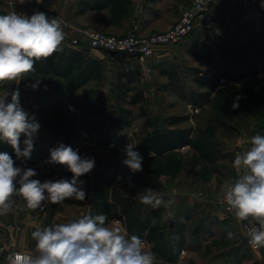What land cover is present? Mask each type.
<instances>
[{
	"label": "rangeland",
	"instance_id": "obj_1",
	"mask_svg": "<svg viewBox=\"0 0 264 264\" xmlns=\"http://www.w3.org/2000/svg\"><path fill=\"white\" fill-rule=\"evenodd\" d=\"M183 40L181 45L161 51L151 70L138 68L139 71L131 75L134 81L130 85L134 90L129 98L140 91L145 95V99L137 104H130L128 100L121 102L118 84L123 76L115 70L109 72L103 66L97 68L94 77L79 86L69 100L40 90L44 80L49 78L55 83L63 81L62 78L58 80L53 72L43 75L29 73L18 84L15 81L0 82V96L18 88L22 107L30 115H35L41 125L31 158H16L17 166L33 168L37 172L33 178L41 182L71 179L72 174L66 167L56 168L46 161H35L42 146L55 148L59 143L79 149L82 156L95 160L94 169L79 178L85 182L87 191L84 201L69 199L61 204L45 201L40 208H50L53 212L59 210L64 215H79L90 209L94 194L98 199L113 200L116 207L120 206L122 214H125L126 205L131 203L132 210L125 214L128 222L135 221L139 227L147 222L145 231L155 237V231L168 225L171 219H186L180 202L190 201L194 195L192 202L198 206L199 203L211 205L220 201L223 185L234 181L228 167L234 156L230 152L214 167L203 159L199 147L206 140H214L225 149L244 134H264V0L219 2L201 15L194 33ZM217 43L229 44L245 53L250 65L247 64L244 70L237 66L231 76L223 78L216 87L202 86L196 78L204 76L208 66L199 53L209 46L214 49ZM124 79L129 78L125 76ZM27 82L36 84V87L26 86ZM50 84L54 88L55 85ZM234 102L239 105L236 109L232 107ZM124 109L131 111V122L120 130L113 126V119ZM161 127L192 129L194 142L164 156L155 152L142 153L138 147L141 140L147 132ZM110 129L127 133V142L122 146L103 144L101 140ZM130 140L137 144L135 150L143 156V170L136 173H131L122 163L126 158L124 149ZM2 144L5 143L0 146ZM153 183L158 186L154 187ZM170 187L179 201L173 210L163 205L153 209L139 201L138 193L147 188L167 201ZM15 199L24 203L20 198ZM19 209L0 218L13 221L14 213ZM169 212L172 215L165 220L164 216ZM211 216L207 218L211 219ZM204 217V212L197 207L189 218L201 220ZM7 230L0 229V236H7ZM166 240L159 237L153 245L159 247ZM220 249L212 250L208 257Z\"/></svg>",
	"mask_w": 264,
	"mask_h": 264
},
{
	"label": "clouds",
	"instance_id": "obj_2",
	"mask_svg": "<svg viewBox=\"0 0 264 264\" xmlns=\"http://www.w3.org/2000/svg\"><path fill=\"white\" fill-rule=\"evenodd\" d=\"M63 40L61 21L44 12L31 16L17 12L0 15V82H20L35 72L36 62L47 60L60 50ZM232 107L236 109L239 105L234 102ZM40 127L35 115L22 107L18 88L0 96V143L10 145L17 160L31 158ZM22 135L25 137L23 148ZM250 144L248 150L236 154L233 167L238 176L225 183L222 191L228 211L238 222H247L250 226L248 243L256 249L264 247V135L251 137ZM136 146L131 141L124 149L126 158L122 163L131 173L143 170V156L135 150ZM47 163L66 167L72 174L71 179L41 182L33 178L37 175L33 168L17 166L8 153L0 152V216L20 208L15 198L25 202L21 210L31 211L42 207L45 201L61 204L69 199H86L85 182L79 178L94 169L93 158L59 143L50 149ZM138 197L141 204L153 209L162 205L167 208L173 203L166 202L151 188L140 191ZM171 215L167 213L164 219ZM107 220L105 214H85L37 229L32 232L35 254L12 253L8 257L10 264H166L146 248L138 235H128L126 229L111 227ZM227 238L234 239L235 233L228 231Z\"/></svg>",
	"mask_w": 264,
	"mask_h": 264
},
{
	"label": "crops",
	"instance_id": "obj_3",
	"mask_svg": "<svg viewBox=\"0 0 264 264\" xmlns=\"http://www.w3.org/2000/svg\"><path fill=\"white\" fill-rule=\"evenodd\" d=\"M107 1L110 2V0H0V10L8 13L17 12L31 16L39 11L61 21L64 40L60 50L54 53L56 56L53 73L58 80L62 78L63 81L55 83L53 78L44 80L43 86L40 87L44 94H55L61 99L69 100L76 89L88 83L91 77H94L97 68L101 66L109 72L118 71L123 76L122 81L131 79L133 82L134 78L131 75L139 71L138 68L149 71L148 64L134 55L121 54L113 59L110 58L105 51L91 47L88 38L84 35H80L79 44L72 43V38L77 34L76 27L103 28L108 33L122 35L136 25L139 34L150 35L168 29L177 21L181 12L192 5V0H112L109 4ZM182 41L184 40L174 45L156 46L150 61L151 68L161 51L168 47H177ZM66 67L67 69H64ZM49 73H52V70ZM125 76L129 79L125 80ZM72 78H74L73 82L68 86ZM50 83L55 85L54 88ZM253 136L255 135L250 133L238 137L231 146L223 149V152L227 155L232 152L235 159L236 154L251 147L250 139ZM233 161L228 167L235 179L238 172L233 167ZM170 189L167 196L173 203L168 208L173 210L178 206L179 201L174 189ZM193 197L190 201L186 199L180 202L179 205L182 206L181 211L185 213L186 219L181 221L171 219L168 225H162L155 231V237H150L149 233L137 226V223L130 224L126 215L120 212V206L116 207L113 200L103 198L99 200L95 194L92 196L90 209L79 215L75 213L64 215L59 210L53 212V209L46 207L35 211L21 210L25 202L16 201L20 209L14 213L15 215L13 214L15 219L10 221L0 218V229H8L7 236H0V264H10L8 257L17 250L35 254V241L32 239V232L35 230L64 223L85 214H105L109 226L126 229L128 235H138L145 242L146 248L151 250L158 260L163 259L166 264H264V248L253 250L248 247L245 232L228 211L223 197L211 205L199 203V206L194 205ZM197 207L206 217L201 220L190 219L191 213ZM209 215H212L211 219L207 218ZM228 231L235 233L234 239L227 238ZM162 236L167 239L166 242L159 247L153 245ZM219 247L220 251L208 257L212 250Z\"/></svg>",
	"mask_w": 264,
	"mask_h": 264
},
{
	"label": "trees",
	"instance_id": "obj_4",
	"mask_svg": "<svg viewBox=\"0 0 264 264\" xmlns=\"http://www.w3.org/2000/svg\"><path fill=\"white\" fill-rule=\"evenodd\" d=\"M111 1L112 0H110V2ZM110 2L107 1V4ZM7 14L9 13L4 10H0V15ZM199 55L208 66V69L205 71L204 76H198L196 80L200 85L207 87L218 86L219 82L223 78H228L231 76L232 71L237 66H240L244 70L247 64L250 65V59L245 53L240 52L235 47L225 43H217L214 46V49L209 46L206 50H202ZM55 56L56 55L53 54V56L49 57L47 60L36 62L35 72L32 74H48L51 70L52 72H55V68H53V65L55 64ZM64 69H67V67ZM82 73L83 68L81 69V74ZM131 83L132 80L130 79L128 81H121L118 84V98L121 100V102H127L128 100L130 104H137L145 99V95L142 91H140L129 98L130 92L134 90V87H131L130 85ZM207 95L209 94L207 93ZM130 116L131 111L124 109L122 114L113 119V126L123 130L128 125H130ZM24 138L25 137L22 135L21 142ZM127 140V133H118L117 131L110 129L105 134L101 142L103 144L122 146L127 142ZM193 142L194 138L192 136V129H172L161 127L147 132L146 136L141 140L138 147L142 153L155 152L157 155L164 156L171 151L182 148L188 144H192ZM50 149L52 148L49 146H42L39 155L35 158V161L47 162L50 159ZM199 150L203 159L214 167L220 160L228 156L227 153L223 152L222 147L214 140L204 141L200 145ZM0 152H6L13 158L14 161L16 160L15 152L10 145L6 143L2 144L0 146ZM51 165L56 168L62 166L54 163H51ZM144 182L147 181L145 180ZM153 184L154 187L158 186L155 183ZM130 210H132L131 203L126 205V208L123 210V212L126 214ZM146 223L147 222H143V226H141L142 230L144 231L147 228ZM132 224L136 225V222L134 221Z\"/></svg>",
	"mask_w": 264,
	"mask_h": 264
},
{
	"label": "built area",
	"instance_id": "obj_5",
	"mask_svg": "<svg viewBox=\"0 0 264 264\" xmlns=\"http://www.w3.org/2000/svg\"><path fill=\"white\" fill-rule=\"evenodd\" d=\"M226 1L229 0H192V5L181 12L179 19L171 27L151 35L139 34L136 25L122 35L110 34L100 29L76 27L77 34L72 38V43L79 44L80 35H84L88 38L91 47L105 51L110 58L113 59L121 54L134 55L140 61L148 64V70H151L150 61L155 53L156 46L174 45L190 36L196 29L198 19L205 11L218 2ZM27 85L33 87L36 84L27 82ZM230 213L235 218L234 214ZM239 223L245 232L246 244L253 249L248 243L247 236L248 227L250 226L247 225V222ZM263 248L253 250H261ZM17 252L28 254L19 250L14 251V253Z\"/></svg>",
	"mask_w": 264,
	"mask_h": 264
}]
</instances>
